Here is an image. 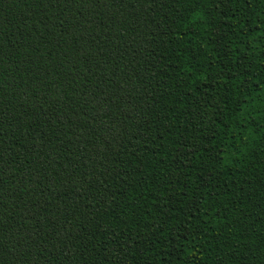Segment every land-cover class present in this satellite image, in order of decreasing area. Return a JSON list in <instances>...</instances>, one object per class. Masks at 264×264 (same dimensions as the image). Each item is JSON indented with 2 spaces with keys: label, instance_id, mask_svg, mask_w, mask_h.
Returning a JSON list of instances; mask_svg holds the SVG:
<instances>
[{
  "label": "trees",
  "instance_id": "trees-1",
  "mask_svg": "<svg viewBox=\"0 0 264 264\" xmlns=\"http://www.w3.org/2000/svg\"><path fill=\"white\" fill-rule=\"evenodd\" d=\"M0 264H264V0H0Z\"/></svg>",
  "mask_w": 264,
  "mask_h": 264
}]
</instances>
